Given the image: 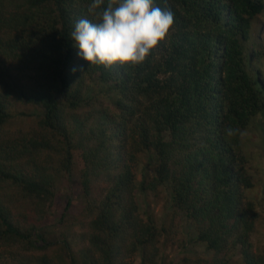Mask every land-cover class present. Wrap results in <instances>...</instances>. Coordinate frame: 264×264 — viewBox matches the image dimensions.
I'll list each match as a JSON object with an SVG mask.
<instances>
[{"label":"trees","instance_id":"16d2710c","mask_svg":"<svg viewBox=\"0 0 264 264\" xmlns=\"http://www.w3.org/2000/svg\"><path fill=\"white\" fill-rule=\"evenodd\" d=\"M90 3L0 0V126L9 119L10 94L41 107V139L29 133L23 150L59 152L68 188L56 213L60 194L50 177L0 166V186L18 188L41 209L38 222L23 228L0 201V243L18 244L20 264H133L127 257L136 249L143 251L137 264H163L160 237L172 234L175 219L159 227L135 195L165 185L172 214L195 229L186 238L207 252L167 264H235L237 255L240 264H264L251 243L264 211L245 194L253 182L240 148L241 132L264 114V38L257 32L264 0H155L174 14L166 39L143 64L108 68L88 66L73 47L74 22L94 20ZM29 67L37 74L26 90L14 77ZM75 149L84 162L77 192ZM74 193L78 205L70 210ZM48 210L53 223L73 215L88 240L83 256L65 237L46 236Z\"/></svg>","mask_w":264,"mask_h":264},{"label":"rangeland","instance_id":"374dc122","mask_svg":"<svg viewBox=\"0 0 264 264\" xmlns=\"http://www.w3.org/2000/svg\"><path fill=\"white\" fill-rule=\"evenodd\" d=\"M259 20L263 23L258 25L257 32L264 38V14L262 17H259ZM159 52L157 56H159ZM36 74L37 71L29 67L22 72H18L14 78L17 77L19 86L22 89L29 90L34 86ZM7 102L9 119L0 126V129H2L0 135V166L37 178L50 177L49 184L53 188H56L58 194H60L54 202L55 211L58 213L62 209L64 197H66L68 189L65 181H63L64 170L60 164L61 154L54 152L49 146L42 150L38 149V151H35L36 154L34 156L29 155L23 150L24 145L29 142V133L37 141L41 139L40 134L38 135V120L43 115L42 109L38 105H33L29 101L24 100L17 94H10ZM240 142L241 153L247 157V165L249 166V173L253 182L252 187L247 189L245 194L249 199H258L260 207L264 211V114L262 116H255L251 120L249 125L241 132ZM78 153V149H75L73 155L74 175L71 178L76 192L80 173L84 165ZM137 179L140 180V176ZM95 184L93 185L95 186ZM73 196H77V193H74ZM135 199L140 211L153 213L156 225L159 227H169L170 223L174 222L175 219L172 234L168 238L160 237L159 251L161 257L163 256V264H167L170 259L177 261L183 256H194L195 254L204 256L207 253L201 244L190 242L186 238L188 234L194 236L195 229L189 225L187 219L172 214L171 203L165 185H162L157 192H148L147 194L136 190ZM0 201L9 208L11 216L19 227L26 228L27 225L33 224L36 221L38 222L41 214L40 206L35 201L23 198V193L18 188L0 186ZM74 205H78V196L74 200L70 210L74 209ZM51 213L48 210L44 216L46 218L41 219L47 223V226L44 227L46 236L59 237L60 239L65 237L74 247L75 251L83 256L84 251H87L89 247L88 240L84 237V230L74 221L73 215H66L63 223H53L55 221L54 217L48 218ZM77 217L79 220L81 219L79 215ZM251 243L253 252L256 251L259 255L264 256L263 219L256 220ZM20 252L21 249L18 244L0 243V264H20L22 260ZM94 254L98 257L97 252H93ZM142 255L143 251L136 249L134 254L127 257V261L137 264ZM207 255L206 257L212 256ZM161 257L158 255L156 259L159 260ZM234 262L235 264H240L241 258L237 255L234 258ZM84 264H90L88 263V259Z\"/></svg>","mask_w":264,"mask_h":264},{"label":"clouds","instance_id":"9594fccd","mask_svg":"<svg viewBox=\"0 0 264 264\" xmlns=\"http://www.w3.org/2000/svg\"><path fill=\"white\" fill-rule=\"evenodd\" d=\"M94 20L74 22L71 38L77 55L87 65L136 66L149 58L169 34L174 14L155 0H91ZM233 135L234 130H226Z\"/></svg>","mask_w":264,"mask_h":264}]
</instances>
